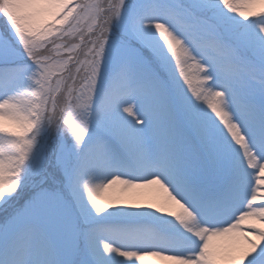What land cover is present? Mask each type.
Segmentation results:
<instances>
[{
	"label": "snow or ice",
	"instance_id": "6c2138e0",
	"mask_svg": "<svg viewBox=\"0 0 264 264\" xmlns=\"http://www.w3.org/2000/svg\"><path fill=\"white\" fill-rule=\"evenodd\" d=\"M148 261L264 264V0H0V264Z\"/></svg>",
	"mask_w": 264,
	"mask_h": 264
},
{
	"label": "bare ground",
	"instance_id": "6f19581e",
	"mask_svg": "<svg viewBox=\"0 0 264 264\" xmlns=\"http://www.w3.org/2000/svg\"><path fill=\"white\" fill-rule=\"evenodd\" d=\"M118 186L119 185L113 186V189H111L112 191L109 190V193H107L105 195L107 196V195H112V194H118L119 193V190L121 189V188L119 189ZM154 189H155V186L153 187V189H138V190H132V191L148 192V193H151L153 196H155ZM147 264H152V263L147 262Z\"/></svg>",
	"mask_w": 264,
	"mask_h": 264
},
{
	"label": "rangeland",
	"instance_id": "374dc122",
	"mask_svg": "<svg viewBox=\"0 0 264 264\" xmlns=\"http://www.w3.org/2000/svg\"><path fill=\"white\" fill-rule=\"evenodd\" d=\"M83 27H86L87 26V22H85L84 23V25H82ZM119 186H121V185H119ZM112 191V190H111ZM112 193V192H111ZM149 263H152V264H154V262H152V261H148Z\"/></svg>",
	"mask_w": 264,
	"mask_h": 264
}]
</instances>
